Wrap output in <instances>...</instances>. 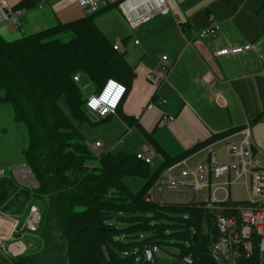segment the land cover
Returning a JSON list of instances; mask_svg holds the SVG:
<instances>
[{"label":"trees","instance_id":"16d2710c","mask_svg":"<svg viewBox=\"0 0 264 264\" xmlns=\"http://www.w3.org/2000/svg\"><path fill=\"white\" fill-rule=\"evenodd\" d=\"M96 12L16 40L0 35V102L25 130L22 161L38 183L31 189L14 183L9 172L0 177V211L22 222L25 206L35 205L37 248L47 233L57 232L65 253L62 264H156L154 253L150 261L145 250L168 246L191 264H218L210 254L216 214H230L227 205L242 202L209 210L202 202L160 205L146 199L163 169L183 158L151 171L136 153L119 150L99 153L94 164L80 132V124L90 120L83 109L86 94L73 76L79 74L99 91L118 70L122 55L97 29ZM126 175L143 177L142 188L133 192ZM204 221L211 236L202 232ZM258 241L253 234L251 255H239L233 264H263ZM12 264L39 262L27 249Z\"/></svg>","mask_w":264,"mask_h":264},{"label":"crops","instance_id":"0c3cea01","mask_svg":"<svg viewBox=\"0 0 264 264\" xmlns=\"http://www.w3.org/2000/svg\"><path fill=\"white\" fill-rule=\"evenodd\" d=\"M6 1L21 11L17 27L9 23L0 26V35L8 41L87 15L75 0ZM119 1L98 0L99 9L93 18L106 40L123 50L118 70L111 78L126 90L115 111L102 120L87 110L90 122L105 121L107 127L116 124L120 132L133 134V145L141 146L135 153L145 148L152 158L155 155L160 159L151 171L177 158H186L183 168H193L206 162L211 151L218 163H224L226 146L240 143L243 134L239 131L249 127L252 147L259 151L257 156L264 166V0H165L169 13L135 28L129 26L138 30L133 42L127 35L131 33L129 24L117 9ZM211 24L217 25L212 37L198 35ZM246 43L251 48L245 52L214 54L218 48ZM162 55L172 66L165 80L153 86L145 73L156 67ZM213 79L211 87L208 82ZM158 100L162 103L145 109L148 103ZM163 115L173 116V121L160 127ZM92 144L88 146L93 151ZM211 178L210 184L227 182V188L239 182L248 196V177L236 181L232 174ZM34 179L30 181L36 182ZM35 182L32 187L23 186L36 188ZM201 189H206V195L207 188ZM189 192L191 198L184 202H161L154 194L153 198H145L160 205L199 203L192 190ZM260 202L264 203V198ZM25 235L22 240L27 248L36 249L35 239ZM261 259L264 264V254Z\"/></svg>","mask_w":264,"mask_h":264},{"label":"built area","instance_id":"2783aa9c","mask_svg":"<svg viewBox=\"0 0 264 264\" xmlns=\"http://www.w3.org/2000/svg\"><path fill=\"white\" fill-rule=\"evenodd\" d=\"M75 1L87 14L94 13L99 9L98 0ZM116 6L131 28L145 24L156 16L169 13L165 0H120ZM20 14V9L9 5L6 0H0V26L9 23L17 27ZM216 29L217 25L211 24L202 29L198 35L210 38L215 34ZM113 48L119 53H123L118 45L114 44ZM250 48L249 43L221 47L216 49L214 54L217 56L239 54ZM171 66L172 63L165 55H162L156 67L145 73L146 80L153 86H157L165 80ZM78 79L79 74L73 76V80L77 81ZM110 80L120 86V91L117 92L114 88L107 100H101L100 97L108 91ZM208 84L213 87L214 79ZM125 90L126 87L122 83L108 78L99 91L87 94L84 107L95 116L103 118L115 111ZM161 103L162 100L150 102L145 106V109H151L155 104ZM172 121L173 116L163 115L159 119L158 125L165 127ZM239 132L243 134V140L240 143L226 146L224 150L226 161L224 163L216 161L213 151L210 152V157L206 162L198 163L193 168H183L186 158L180 159L167 165L161 176L146 193L148 198H153L154 192L161 187H183L192 191L206 187L207 194L202 204L205 208L214 210L229 203L230 198L227 182L210 184L211 177L220 178L232 174L233 181L248 177L250 188L247 199L242 203H229L227 210L232 213H220L215 217L217 237L210 245V254L218 264H233L234 259L239 255L249 257L252 253V236L255 233L259 235V253L260 255L264 254V203L260 202V199L264 198V166L257 156L259 151H255L252 147L249 127H244ZM99 146L100 142L95 141L91 148L96 149ZM136 157L145 163H150L152 153L144 148L136 153ZM4 175L5 170L0 168V177ZM25 207L27 213L22 222L19 221V216H11L0 211V256L4 259V263L0 262V264H12V258L27 251L28 248L22 240L20 230L24 231V234L34 232L38 227L40 218L38 208L33 204ZM156 251L155 247L145 250L146 258L153 261L152 254ZM183 260L190 263L189 257H184Z\"/></svg>","mask_w":264,"mask_h":264},{"label":"rangeland","instance_id":"374dc122","mask_svg":"<svg viewBox=\"0 0 264 264\" xmlns=\"http://www.w3.org/2000/svg\"><path fill=\"white\" fill-rule=\"evenodd\" d=\"M121 24V23H120ZM131 33L127 35L130 36L131 42H133V38H137L138 30H133L129 27ZM69 35L63 36V39H68ZM110 42V41H109ZM110 44H112L110 42ZM75 81V80H74ZM78 84H83L84 93L87 95L88 93L94 91L92 89L91 84L87 80L78 79L75 81ZM91 88V91H90ZM90 91V92H89ZM83 109L88 114L89 112L83 106ZM105 121H99L96 123H91L89 121H85L80 124V132L84 139V142L88 145L94 143V140H98L102 143V146L96 148L92 151V155L95 157L94 164L97 163L96 160L99 157V153L111 151V153H115L119 150H125L130 153H135L138 149L141 148L140 145H133L134 139L133 134H128L126 132L124 134L123 131H119V127L116 124H113L109 127L105 126ZM14 120V114L9 106L4 105L0 102V168H3L6 173L9 172L11 178L14 183L17 185H29L31 186V181L33 178V173L31 170H28V166L26 163L22 161V155L25 147L24 138H25V130L23 127L18 126ZM19 127V128H17ZM109 128V129H108ZM117 130V131H116ZM124 130V129H123ZM138 134V133H137ZM109 141L110 144L106 142ZM155 156V155H154ZM153 156V158H154ZM153 158L151 163H149L150 169H153L156 163L160 162V159L155 157ZM93 167V166H89ZM92 169V168H91ZM30 171V172H28ZM4 175V176H5ZM26 175V176H25ZM213 178H211L212 180ZM35 180V179H34ZM125 183L128 187L133 191H139L143 184L144 178L141 176H132L126 175L124 178ZM35 182V181H34ZM33 182V183H34ZM32 183V184H33ZM36 183V182H35ZM32 187V186H31ZM35 187V186H34ZM206 189L193 190L194 199L198 202H203L205 197ZM228 191L230 192L229 198L233 201L242 200L247 198L244 192L242 184L236 182L234 184L228 185ZM154 196L158 201L173 203V202H184L191 198V193L188 189L183 187L178 188H168L161 187L154 192ZM46 201V200H45ZM213 212H210V214ZM40 216V213H39ZM48 217V216H47ZM202 232L207 233L208 236H211V230L208 227L206 221L202 223ZM24 231L20 230V233L23 234ZM34 232H28L25 237L31 239L35 237L34 235H29ZM46 239L43 240L44 243L40 244L38 248L33 249V247H29V251L31 250L35 253L39 264H62L63 257L65 255L64 251L60 250V241L58 239L57 232L51 231V233L46 234ZM27 252V251H26ZM177 249L175 247H162L154 253V259L156 264H187L183 259H181L177 255Z\"/></svg>","mask_w":264,"mask_h":264},{"label":"clouds","instance_id":"9594fccd","mask_svg":"<svg viewBox=\"0 0 264 264\" xmlns=\"http://www.w3.org/2000/svg\"><path fill=\"white\" fill-rule=\"evenodd\" d=\"M109 84L113 85L114 87H110ZM116 89L117 92L120 91V86H118L114 81H109L108 83V91L105 92V94L103 96L100 97L101 100H107L109 94L111 93L112 89ZM95 103V102H94Z\"/></svg>","mask_w":264,"mask_h":264},{"label":"snow or ice","instance_id":"6c2138e0","mask_svg":"<svg viewBox=\"0 0 264 264\" xmlns=\"http://www.w3.org/2000/svg\"><path fill=\"white\" fill-rule=\"evenodd\" d=\"M110 87H114L113 85L109 84Z\"/></svg>","mask_w":264,"mask_h":264},{"label":"bare ground","instance_id":"6f19581e","mask_svg":"<svg viewBox=\"0 0 264 264\" xmlns=\"http://www.w3.org/2000/svg\"><path fill=\"white\" fill-rule=\"evenodd\" d=\"M92 145H93V144H92ZM92 145H91V146H92Z\"/></svg>","mask_w":264,"mask_h":264}]
</instances>
